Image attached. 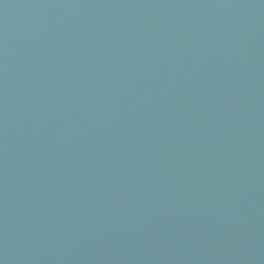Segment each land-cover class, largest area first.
<instances>
[{"label": "water", "instance_id": "1", "mask_svg": "<svg viewBox=\"0 0 264 264\" xmlns=\"http://www.w3.org/2000/svg\"><path fill=\"white\" fill-rule=\"evenodd\" d=\"M0 264H264V0H0Z\"/></svg>", "mask_w": 264, "mask_h": 264}]
</instances>
